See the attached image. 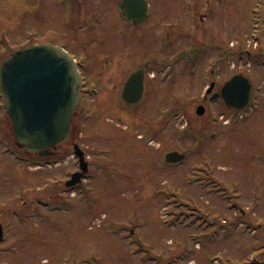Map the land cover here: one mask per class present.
Segmentation results:
<instances>
[{
    "label": "rangeland",
    "instance_id": "1",
    "mask_svg": "<svg viewBox=\"0 0 264 264\" xmlns=\"http://www.w3.org/2000/svg\"><path fill=\"white\" fill-rule=\"evenodd\" d=\"M65 1L0 0V65L30 43L87 54L90 92L77 109L73 144L85 151L88 173L98 176L72 189L64 184L79 169L71 144L34 166L36 159L18 148L10 120L5 123L0 96V264H264V0H195L194 11L206 20L187 41L181 34L163 41L123 36L113 0ZM186 1L150 0L155 18L167 14L169 23L182 18ZM98 3L110 13L97 23ZM180 25L189 31L184 19ZM191 40L199 58L183 59L173 75L170 68L154 70L143 103L127 108L120 90L128 74L146 63L162 70L163 50L176 54ZM236 74L251 79L255 101L231 131L234 111L206 104L202 94L210 78ZM161 129L163 137L151 145L158 152L141 151L146 146L130 133L151 137ZM167 150L187 153V161L163 164ZM203 174L219 182L192 184ZM238 212L248 226L237 222Z\"/></svg>",
    "mask_w": 264,
    "mask_h": 264
},
{
    "label": "water",
    "instance_id": "2",
    "mask_svg": "<svg viewBox=\"0 0 264 264\" xmlns=\"http://www.w3.org/2000/svg\"><path fill=\"white\" fill-rule=\"evenodd\" d=\"M145 9V0H127ZM145 15V11L141 16ZM143 74L135 73L125 84L123 98L130 105L139 104L144 92ZM80 74L75 60L60 47L35 45L18 50L0 70V89L20 146L31 153L47 155L69 134L74 110L80 100ZM252 83L244 75H235L222 89L231 108L244 109L252 95ZM204 113L199 107L198 114ZM76 153L86 170L83 153ZM178 152L169 153L166 162L182 160ZM74 184V182H69Z\"/></svg>",
    "mask_w": 264,
    "mask_h": 264
},
{
    "label": "flooded vegetation",
    "instance_id": "3",
    "mask_svg": "<svg viewBox=\"0 0 264 264\" xmlns=\"http://www.w3.org/2000/svg\"><path fill=\"white\" fill-rule=\"evenodd\" d=\"M113 1H114V5L111 9L114 10L113 14L117 18V20L119 22V26H120V28L117 30V32L119 31L123 36H130L134 39L141 38L142 36H149L150 37V34H151L152 38L154 40L159 39V40L163 41L164 39H168L172 35L181 34L182 40L185 39L187 41V39L189 37H191V38L193 37L192 34L198 32L200 30L201 22H204L206 20V18L203 17L199 13V11L198 12L194 11V7H192V5L195 7L198 5L195 0H187L185 2V4L179 8L181 11V14L184 13V15L183 14L181 15L182 16L181 19H184V21H186L189 24V27L187 26L189 31L181 30V28H180L181 27V25H180L181 19L176 18L179 16H172L175 19V22L171 21V23L166 21V19H167L166 15L167 14L156 19L154 16V7H153L152 3L150 2V0H146L148 5H146L145 9H141L142 6L139 3H125L127 0H113ZM208 2H210V1H208ZM101 4L102 3H98V5H99L98 8L100 9V12H99L100 17H97V23L101 22L105 19V18L103 19V17H104V14L106 12L110 13V11H109L110 9H108L106 6H100ZM144 11H145V15L141 16L142 12H144ZM129 17H131L132 19H130ZM120 20H122L124 23H121ZM69 23H70V21L67 22V25ZM86 27H89V24L86 25ZM176 27H178V29H176ZM140 29H143V31H141ZM177 30H179L180 33L177 32ZM99 37H101V36L99 35ZM190 42L188 44V47L185 50L179 49L176 52V54H172L170 56H168V52H170L174 48H171L170 51L163 50L165 53L164 54L165 55V57H164L165 61H163L160 65L163 67L162 70L158 69L156 66H154V68H152L153 67L152 65L150 66L148 63H146L144 66H140V67H138L132 71V72L142 71V74L145 75V93H144L143 99H145L146 92L149 90L148 89V84H150L149 81H152L149 76L151 73L154 72V70L155 71L156 70L163 71L164 69H167V68H173L174 66L179 65L180 62H183V59L186 60L188 57H189L188 58L189 61H191L193 55L195 57H197V59L199 58L201 52L197 47V42L195 40H191ZM182 44H184V43H182ZM188 48H190L192 50L188 52V50H189ZM185 52H188V56L184 58ZM203 52H204V50H203ZM224 53H225V55H231V49H227L225 47ZM180 54H181V57H180ZM79 55L86 56L87 54L79 53L76 56H79ZM150 55L157 56V52H155V53L152 52ZM166 55L168 58L166 57ZM117 57H118L117 61H118V63H120L122 56H117ZM149 58L150 57H148V59ZM82 68L84 71H86L88 66L86 65L85 67H82ZM127 77H126V79H127ZM126 79H125V81H126ZM226 81L227 80L221 81V82L211 80L210 84L212 82L214 83L213 91H211V93H209L208 95H206V94L203 95V100L206 102V104L207 103H213L214 101H216L217 103L219 102L221 104L222 103L225 104V102L221 96L215 100H212V97L214 95L221 94L222 86L220 87V89L218 91H215V87L217 85V82H220L223 85ZM124 82H123V84H124ZM83 90H84V88H83ZM75 117H77V112H76ZM7 122H8V116L5 114V123H7ZM142 138H144V137L142 136ZM74 141H75V138H74L73 134H71V136L67 140H65L62 144H69V145L71 144L72 145L74 143ZM59 146L57 147V149L55 151L56 152L55 156L59 153V151H58ZM34 156H36L39 160L50 158V157L41 158L38 155H34Z\"/></svg>",
    "mask_w": 264,
    "mask_h": 264
}]
</instances>
